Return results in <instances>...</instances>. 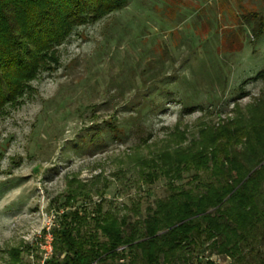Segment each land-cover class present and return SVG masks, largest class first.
<instances>
[{"label":"rangeland","instance_id":"obj_1","mask_svg":"<svg viewBox=\"0 0 264 264\" xmlns=\"http://www.w3.org/2000/svg\"><path fill=\"white\" fill-rule=\"evenodd\" d=\"M257 18L264 0H129L75 28L0 108V264H44L69 205L135 220L168 196L153 168L264 104Z\"/></svg>","mask_w":264,"mask_h":264},{"label":"trees","instance_id":"obj_2","mask_svg":"<svg viewBox=\"0 0 264 264\" xmlns=\"http://www.w3.org/2000/svg\"><path fill=\"white\" fill-rule=\"evenodd\" d=\"M128 1L0 0V108L45 61L57 62L75 28ZM257 20L246 23L259 37ZM248 115L217 127L200 150L147 167L168 178L169 194L143 217L104 211L103 199L92 211L87 201L69 205L50 230L53 254L44 264H264V104ZM184 172L194 177L190 187L177 183Z\"/></svg>","mask_w":264,"mask_h":264},{"label":"built area","instance_id":"obj_3","mask_svg":"<svg viewBox=\"0 0 264 264\" xmlns=\"http://www.w3.org/2000/svg\"><path fill=\"white\" fill-rule=\"evenodd\" d=\"M44 254H45V255H44L45 260H46L47 258L51 257V255L53 254V247H52V244H50V251H45Z\"/></svg>","mask_w":264,"mask_h":264}]
</instances>
